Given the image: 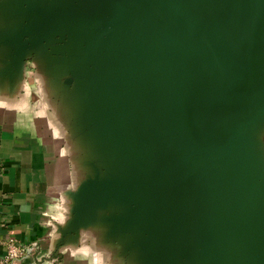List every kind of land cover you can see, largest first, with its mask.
<instances>
[{"label": "water", "instance_id": "water-1", "mask_svg": "<svg viewBox=\"0 0 264 264\" xmlns=\"http://www.w3.org/2000/svg\"><path fill=\"white\" fill-rule=\"evenodd\" d=\"M33 92L66 178L26 256L264 264V0H0V99Z\"/></svg>", "mask_w": 264, "mask_h": 264}, {"label": "crops", "instance_id": "crops-1", "mask_svg": "<svg viewBox=\"0 0 264 264\" xmlns=\"http://www.w3.org/2000/svg\"><path fill=\"white\" fill-rule=\"evenodd\" d=\"M28 85H34L31 79ZM25 96L17 104L0 99V264H105L87 243L43 263L32 254L5 258L9 241L39 244V256L51 255L50 222L59 220V191L66 178L59 145L38 111L39 96Z\"/></svg>", "mask_w": 264, "mask_h": 264}, {"label": "built area", "instance_id": "built-area-1", "mask_svg": "<svg viewBox=\"0 0 264 264\" xmlns=\"http://www.w3.org/2000/svg\"><path fill=\"white\" fill-rule=\"evenodd\" d=\"M25 256V246L9 241L7 244L5 258L8 261H14L18 258Z\"/></svg>", "mask_w": 264, "mask_h": 264}]
</instances>
